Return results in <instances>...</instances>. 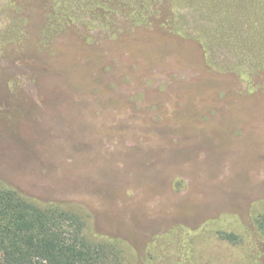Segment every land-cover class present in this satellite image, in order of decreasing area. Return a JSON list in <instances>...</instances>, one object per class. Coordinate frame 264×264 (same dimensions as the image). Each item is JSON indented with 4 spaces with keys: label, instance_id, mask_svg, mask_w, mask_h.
<instances>
[{
    "label": "rangeland",
    "instance_id": "obj_1",
    "mask_svg": "<svg viewBox=\"0 0 264 264\" xmlns=\"http://www.w3.org/2000/svg\"><path fill=\"white\" fill-rule=\"evenodd\" d=\"M64 2L0 0V184L78 211L121 264H264V73L250 91L124 13L111 38L89 0L45 32Z\"/></svg>",
    "mask_w": 264,
    "mask_h": 264
},
{
    "label": "trees",
    "instance_id": "obj_2",
    "mask_svg": "<svg viewBox=\"0 0 264 264\" xmlns=\"http://www.w3.org/2000/svg\"><path fill=\"white\" fill-rule=\"evenodd\" d=\"M89 1L85 23L111 38L116 37L114 14L124 13L136 28L157 23L194 39L202 45L210 69L235 75L250 91L264 73V0ZM73 2L61 4L67 11L58 18L52 15L51 31L45 32L83 23L68 14L76 7ZM257 221L264 230V217ZM119 243L90 236L78 211L56 202H33L0 184V264H121Z\"/></svg>",
    "mask_w": 264,
    "mask_h": 264
}]
</instances>
